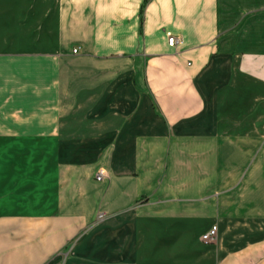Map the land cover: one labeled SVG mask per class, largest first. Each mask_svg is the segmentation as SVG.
<instances>
[{"label":"crops","instance_id":"crops-1","mask_svg":"<svg viewBox=\"0 0 264 264\" xmlns=\"http://www.w3.org/2000/svg\"><path fill=\"white\" fill-rule=\"evenodd\" d=\"M148 261L264 264V0H0V264Z\"/></svg>","mask_w":264,"mask_h":264},{"label":"rangeland","instance_id":"rangeland-1","mask_svg":"<svg viewBox=\"0 0 264 264\" xmlns=\"http://www.w3.org/2000/svg\"><path fill=\"white\" fill-rule=\"evenodd\" d=\"M67 132H68V139L69 140L75 139V138H81V137L90 138L92 136H95L96 133H97L94 129H67ZM98 173L95 174V181H97L96 180V176L98 175ZM142 202H145V199L141 200L139 203H142ZM105 218H107V215H103L101 213L98 214L96 219H95V222L92 223L90 225V227H87L86 229H84L82 235L88 234L94 228V225H96L97 223L101 222ZM240 233L244 234L245 237L243 239H244L245 243L247 244V242H248L249 244H251V243H255V242H257L259 240L258 235H260L261 231L256 229L252 224H245L243 231H240ZM193 236H197V232L196 231L194 232ZM76 242H77V240H74L69 245V249L67 251L68 255L66 256L68 259L71 258L70 253H72V250L75 247ZM214 244H216V242ZM165 263L166 262H162V261H159V262L148 261L147 262V264H165Z\"/></svg>","mask_w":264,"mask_h":264},{"label":"built area","instance_id":"built-area-1","mask_svg":"<svg viewBox=\"0 0 264 264\" xmlns=\"http://www.w3.org/2000/svg\"><path fill=\"white\" fill-rule=\"evenodd\" d=\"M167 43L169 46H174L177 41L174 37H168ZM77 51L74 50L73 53L75 54ZM104 178V173L100 171L96 176L97 181H101ZM217 239V226H211L202 236L201 241L206 244H214Z\"/></svg>","mask_w":264,"mask_h":264},{"label":"bare ground","instance_id":"bare-ground-1","mask_svg":"<svg viewBox=\"0 0 264 264\" xmlns=\"http://www.w3.org/2000/svg\"><path fill=\"white\" fill-rule=\"evenodd\" d=\"M81 249V248H80Z\"/></svg>","mask_w":264,"mask_h":264}]
</instances>
